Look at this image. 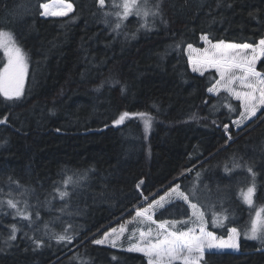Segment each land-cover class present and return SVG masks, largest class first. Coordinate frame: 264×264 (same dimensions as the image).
Returning a JSON list of instances; mask_svg holds the SVG:
<instances>
[{
    "label": "trees",
    "instance_id": "trees-1",
    "mask_svg": "<svg viewBox=\"0 0 264 264\" xmlns=\"http://www.w3.org/2000/svg\"><path fill=\"white\" fill-rule=\"evenodd\" d=\"M48 2L0 0V30L12 35L27 63L21 97L0 96V118L7 117L0 124V264H147L93 241L132 222L176 184L195 191L207 231L224 239L232 227L240 232L239 254H208L202 264H264V243L245 237L264 209V111L236 133L239 103L211 97L216 74H193L187 59L188 45L203 50L205 35L212 44L258 45L264 0H147L152 10L159 3L160 15H131L115 30L118 18L103 13L122 12L123 0H106L103 10L96 0H68L70 16L44 19L40 4ZM255 68L264 74V58ZM124 112L130 115L114 128ZM253 184L249 206L241 191ZM57 188L68 195L61 199ZM8 199L30 210L39 232ZM213 211L226 217L216 226ZM190 216L185 205L173 204L155 219ZM65 228L71 243L50 238ZM32 236L44 246L36 248Z\"/></svg>",
    "mask_w": 264,
    "mask_h": 264
},
{
    "label": "snow or ice",
    "instance_id": "snow-or-ice-1",
    "mask_svg": "<svg viewBox=\"0 0 264 264\" xmlns=\"http://www.w3.org/2000/svg\"><path fill=\"white\" fill-rule=\"evenodd\" d=\"M96 2L100 9H105L106 0H96ZM113 6L117 8L121 7V5L115 3ZM40 8L43 10L41 12L42 16H67L73 11V5L68 0H50L48 3H41ZM122 9V12L116 11L112 13L104 11L103 13L105 17L115 15L118 18V22L115 24L113 30L119 29L121 22L128 19L131 15L141 18H146L150 15L153 17L160 15L159 3L155 6V10H152L147 7V0H123ZM105 23H108L107 19ZM140 27H147V23H142ZM202 39L206 43L211 44V41L206 35L202 36ZM188 47L192 52L198 51L197 49H193L191 45H188ZM0 50L3 51L7 60L3 69H0V96L8 101L19 99L23 93L27 70L26 56L22 49L15 43L12 35L3 30H0ZM247 50L251 51V58L248 57ZM261 55H264V39H261L258 45L255 46L248 43L225 44L221 41L216 44H211L209 49H205L196 58H193L191 55L189 56V63L192 65L194 72L200 71L201 75H203L202 69L212 67L219 74V79L216 83L207 89L209 93H218L223 89L230 96L240 101L242 110L240 111L239 118L232 121L237 128L245 125L246 121H250L253 117H256L258 109L264 108V74L258 72L255 68L257 60ZM237 82L243 90H236L234 88V84ZM226 107L229 108L230 112L236 110L230 104L226 105ZM129 115V113L124 112L114 123L117 125L121 124ZM139 115L141 117L145 116L144 113H140ZM6 120L7 117L0 118V124L6 123ZM144 125L146 130L150 127L147 118L144 121ZM224 127L226 131L229 128L227 124ZM234 167H240V165H234ZM247 170L249 173H252L253 177L255 176L250 166ZM225 171H230L227 166H225ZM86 175L87 173H85ZM197 176L199 177V173H197ZM70 180L71 178L65 180V185H68ZM56 191L61 199L68 195L67 191H61L58 188ZM254 193V184L249 186L246 192L242 190L241 197L244 203L252 206ZM194 197V190L186 194L185 191L181 190V186L176 184L164 196H161L158 200H153L148 207L138 209L135 213L136 217L141 218V223L148 222L149 226L147 232L143 230L140 232V242L131 247L129 251L142 252L147 257V264H177V262L179 264H202L206 251L207 254H222L225 249H238V238L240 236L238 229L236 227L230 228L226 239L207 231L205 228L206 221L204 219L205 212L200 210L197 203L192 202ZM169 200L183 201L192 209V216L198 222V232L194 228H189L187 231L179 230L177 225L184 224L186 223L185 221L158 222L157 219H154L152 213L157 209H163ZM3 203L4 201H0V205ZM6 203L9 208L16 209V215L28 221L29 228H32L34 232L40 231V228L36 226V221L18 207L20 201L8 199ZM26 207H28L27 204ZM223 219H226V217H221L213 211V226L222 223ZM50 223L52 221L45 222L44 228L46 230ZM152 224H155L158 229L155 239H153ZM10 228L11 233L9 239L14 241L17 239L16 233L18 228L15 223ZM68 231L69 228H65L62 233H53L50 238H54L57 243H71L73 236L67 235ZM124 232V227L119 229V233H117L116 229H113L111 233L106 232L104 234V239L94 240L93 243H108L110 236L115 235L116 238H119ZM45 234H48L47 231ZM27 235L25 233L26 237ZM245 237L251 240H260L264 243V209L257 211L256 218L252 220L251 229L245 232ZM28 238L32 240L36 248L44 246L43 238H36L35 236ZM111 243L115 246V240H112Z\"/></svg>",
    "mask_w": 264,
    "mask_h": 264
},
{
    "label": "rangeland",
    "instance_id": "rangeland-1",
    "mask_svg": "<svg viewBox=\"0 0 264 264\" xmlns=\"http://www.w3.org/2000/svg\"><path fill=\"white\" fill-rule=\"evenodd\" d=\"M43 11V10H42ZM73 12V11H72ZM72 12H70L67 16H42V18L44 19H62V18H66L68 16H70L72 14ZM204 46L203 50H198L196 52H192L189 48L187 50V59H188V65H189V69L190 71L199 76V77H202L204 76L205 74L207 73H215L216 76H217V80L219 79V74L216 72L215 68H212V67H207V68H204L202 69L201 71L203 72V75H201V72L200 71H196L194 72L192 70V65L189 63V56L191 55L193 58H196L197 56L201 55L203 53V51L205 49H209L211 47V44L209 43H206L203 39H202V42H201ZM0 52L2 53V56L4 58V64L7 62L6 60V57L4 56V53L2 50H0ZM247 55L249 58H251V51L250 50H247ZM264 58V55H261L259 57V59L257 60V63L255 65V67L257 66V64L262 61V59ZM25 79H26V75H25ZM25 79H24V85H25ZM24 88V86H23ZM234 88L236 90H243L240 88V85L239 83L237 82L236 84H234ZM221 94H225L227 96H229L235 103H239L240 105V101L236 100L234 97L230 96L228 94V92L224 91L223 89H221L218 93H209V95L213 98H216L218 97L219 95ZM242 110V109H241ZM264 111V108L262 109H258V112H257V116L256 117H253L250 121H246L245 122V125H242L240 126L239 128H237L234 124L233 125V128L235 130V132H239L241 131V129H243L246 125H248L249 123L253 122L254 120L257 119V117ZM173 204H183L185 205L189 210H190V219L188 221H185L186 223L184 224H178L177 225V228L181 231H187L189 228H194L196 229V231L198 232L199 231V227H198V222L195 221V218L192 216V209H190L188 207L187 204H185L183 201H180V200H169L166 204H165V207L163 209H157L155 210L152 214H153V217L155 219V216L161 212L162 210L166 209L167 207H169L170 205H173ZM22 211H25L27 214H31L30 213V210L28 208H22L21 209ZM20 218V220L24 223H28V221L26 220H23L20 216H18ZM148 222H144V223H141V218H138L136 217V215L134 216V219L132 222L130 223H126L125 226H122L125 228V232L119 236V238H116L115 235L113 236H110L109 238V242L108 243H105V244H97L99 247H105V248H108L112 251H119V252H126L128 254H133V255H137V256H141L144 258V260L146 261L147 263V257L144 256V254L142 252H137V251H129V249L135 245H137L139 242H140V232L143 230L145 232H147L148 230ZM121 228V227H120ZM119 228V229H120ZM151 228H152V231H153V239L156 238V233L158 231L157 227L155 224H152L151 225ZM205 228H206V224H205ZM119 229H117V233H119ZM207 230V229H206ZM112 232V231H111ZM110 232V233H111ZM104 239V237H103ZM112 240H115V246H113V244L111 243ZM253 241H256V242H260V240H253ZM222 254H231V255H237L239 254L238 253V249H225L223 250V253ZM222 254H217V255H222ZM206 255L207 254V251H206ZM204 260V259H203ZM177 264H179V262H177Z\"/></svg>",
    "mask_w": 264,
    "mask_h": 264
},
{
    "label": "water",
    "instance_id": "water-1",
    "mask_svg": "<svg viewBox=\"0 0 264 264\" xmlns=\"http://www.w3.org/2000/svg\"><path fill=\"white\" fill-rule=\"evenodd\" d=\"M121 124H119L118 126H114V128H117V127H119Z\"/></svg>",
    "mask_w": 264,
    "mask_h": 264
}]
</instances>
